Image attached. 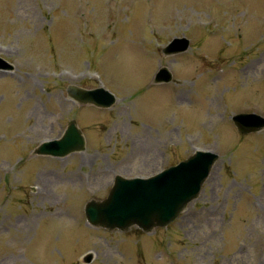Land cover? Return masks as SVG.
Instances as JSON below:
<instances>
[{
	"label": "rangeland",
	"instance_id": "obj_1",
	"mask_svg": "<svg viewBox=\"0 0 264 264\" xmlns=\"http://www.w3.org/2000/svg\"><path fill=\"white\" fill-rule=\"evenodd\" d=\"M263 25L264 0H0V55L14 65L0 71V131L28 130L17 144L0 139V264H264V129L242 135L231 118L264 114ZM186 33L191 49L160 56ZM162 64L176 79L154 84ZM104 80L123 98L111 107L66 91ZM71 118L85 150L32 155L26 141ZM184 134L221 157L181 216L151 233L88 224L85 198L103 196L117 173L148 175L188 156ZM38 177L46 193L27 188Z\"/></svg>",
	"mask_w": 264,
	"mask_h": 264
},
{
	"label": "water",
	"instance_id": "obj_2",
	"mask_svg": "<svg viewBox=\"0 0 264 264\" xmlns=\"http://www.w3.org/2000/svg\"><path fill=\"white\" fill-rule=\"evenodd\" d=\"M187 46L188 40H177L169 46V51L183 50ZM170 78V71L163 67L157 73L156 81ZM69 91L83 102L91 101L103 106L113 103L111 97L101 95L102 89L87 90L71 86ZM234 119L243 132L264 127V119L256 114H238ZM71 135L59 152L64 154L84 145L85 140L79 130L73 129ZM215 159L216 157L197 153L189 160L147 181L117 176V183L110 196L99 202H91L88 215L94 222L101 220L111 227L127 228L130 224L137 223L149 230L155 225L166 224L178 215L187 201L199 193L202 181Z\"/></svg>",
	"mask_w": 264,
	"mask_h": 264
},
{
	"label": "bare ground",
	"instance_id": "obj_3",
	"mask_svg": "<svg viewBox=\"0 0 264 264\" xmlns=\"http://www.w3.org/2000/svg\"><path fill=\"white\" fill-rule=\"evenodd\" d=\"M69 177H71L72 179H80L82 176L78 173V170H73L71 172H69Z\"/></svg>",
	"mask_w": 264,
	"mask_h": 264
}]
</instances>
